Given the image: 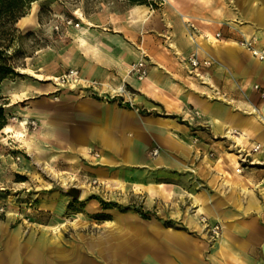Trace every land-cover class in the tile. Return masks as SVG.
Masks as SVG:
<instances>
[{
    "label": "crops",
    "instance_id": "0c3cea01",
    "mask_svg": "<svg viewBox=\"0 0 264 264\" xmlns=\"http://www.w3.org/2000/svg\"><path fill=\"white\" fill-rule=\"evenodd\" d=\"M152 1H121L87 19L86 41L78 39L69 64L83 90L35 84L18 92L53 94L29 102L34 108L27 111L41 121L37 137L52 147L53 162L74 163L95 148L101 157L93 177L160 197L167 220L189 229L120 215L104 224L108 231L76 241L8 232L0 237V264H264V152H253L264 149V97L254 89H264V61L241 45L254 37L264 47V0ZM188 20L198 29L195 43ZM195 49L213 61L204 82L186 62ZM142 58L149 75L139 81L129 72ZM94 81L96 91L84 88ZM122 85L133 93V107L109 98ZM193 110L208 133L201 134L200 122H187ZM228 130L244 133L240 146L241 134L229 138ZM187 212L220 223L222 233L207 234V225Z\"/></svg>",
    "mask_w": 264,
    "mask_h": 264
},
{
    "label": "rangeland",
    "instance_id": "374dc122",
    "mask_svg": "<svg viewBox=\"0 0 264 264\" xmlns=\"http://www.w3.org/2000/svg\"><path fill=\"white\" fill-rule=\"evenodd\" d=\"M121 1L131 5L130 0H37L33 21L26 28L20 27V20L17 23L19 32L11 50L19 52L16 59L17 75L1 84L0 104L5 109V125L12 126L15 132L24 131L33 135L31 147L34 155L25 148L24 143L15 138L8 139L2 133L3 128L0 129V237L9 232L24 235L52 233L74 241L82 235L93 238L98 233L108 231L109 228L104 227V224H109L107 221L120 215L157 219L165 225L171 223L174 229H189L173 226L172 221L167 220V212L162 210L160 197L147 199L145 194L131 187L119 189L93 177L90 169L97 166L95 160L101 157L94 158L89 154L90 149L99 152L95 148L87 149V153L80 155L74 163L53 162L52 147L47 143L42 145L37 137L41 121L30 117L27 112H32L34 108L29 102L44 97L49 100L53 94L39 97L37 93H31L27 98L18 92L35 84H51L53 89L58 90H83L81 85L57 86L54 79L71 70L69 64L76 56L80 44L78 39L81 38L82 30L88 27L87 21L82 18L92 20L103 10L114 11L115 7L124 6ZM33 3L27 8L25 16L33 10ZM56 16L72 18L81 23L80 27L72 29L63 26L59 31H54ZM30 70L40 76L28 72ZM7 93L11 94V100L4 95ZM84 95H88L85 90ZM115 99L129 104L120 97ZM49 106L50 102L45 107ZM32 120L38 121L36 127L31 125ZM199 120L194 119L193 113L187 118V122L192 124L200 122L197 128L201 134L208 133L205 119L202 117ZM196 139L199 141L196 142ZM215 139L220 141L223 138L219 136ZM200 141L201 137L197 135L193 138L194 144ZM224 145L228 153L229 140ZM213 158L214 152H208V159ZM241 169L237 168L238 171ZM74 190L75 194L72 193ZM192 215L197 216L194 212H187V217ZM197 217L201 224L208 225L205 227L206 233L212 235L210 227L213 224L203 216Z\"/></svg>",
    "mask_w": 264,
    "mask_h": 264
},
{
    "label": "built area",
    "instance_id": "2783aa9c",
    "mask_svg": "<svg viewBox=\"0 0 264 264\" xmlns=\"http://www.w3.org/2000/svg\"><path fill=\"white\" fill-rule=\"evenodd\" d=\"M155 1V0H154ZM57 21L56 24L54 25L53 29L54 31H59L63 26H68V27H74L78 28L80 27V22H75L72 18H67L64 16H56ZM187 26L191 30L190 37L195 43V35L198 33V29L196 25L191 22L190 20L187 21ZM206 38H209L210 35L207 34L205 35ZM216 38H221V34L217 33ZM241 45L243 48L249 50L251 54L264 61V47H259L257 45V40L256 38L252 37L250 39H244L241 42ZM186 62L188 63L189 67L191 68L192 72L195 73V76L201 80L202 82L205 81V70L209 69L213 65V61L210 58H203L200 56V53L198 49H195L194 52H192L186 59ZM130 75L134 76L137 80L139 81H144L148 78L149 75V65L148 62L145 58L140 59L139 61L133 63L130 67ZM55 83L57 86H69V87H77V86H82L81 84V77H80V72L77 69H71L67 73H64L63 75L56 77L54 79ZM98 85V82H92V84L88 87H84L85 89L88 88H94L95 86ZM254 89L258 91L262 97H264V89L261 88L259 85H255ZM96 91V89L94 90ZM107 95V94H104ZM122 98L124 102L129 103L132 107L134 106L132 98H133V93L126 87V85H122L117 91H115L113 94H110V99H115V98ZM106 99L108 97H105ZM194 114V119L199 120L202 118L201 113L198 110H193L192 112ZM200 121V120H199ZM31 125L33 127H36L38 125L37 120H32ZM196 142L199 140L196 139ZM263 151L264 149L258 145L253 149V152H259ZM89 154L93 156L94 158H99L100 153L94 150H89ZM159 154V149H154L152 151L153 156H157ZM96 182V181H94ZM222 230V226L220 223H215L211 225L210 231L212 232V235L217 237L220 235V232Z\"/></svg>",
    "mask_w": 264,
    "mask_h": 264
},
{
    "label": "trees",
    "instance_id": "16d2710c",
    "mask_svg": "<svg viewBox=\"0 0 264 264\" xmlns=\"http://www.w3.org/2000/svg\"><path fill=\"white\" fill-rule=\"evenodd\" d=\"M37 0H0V86L16 73L18 51L13 49L19 32L17 23L25 16L27 8ZM131 4H153L152 0H130ZM1 98V96H0ZM5 109L0 104V129L5 126Z\"/></svg>",
    "mask_w": 264,
    "mask_h": 264
},
{
    "label": "bare ground",
    "instance_id": "6f19581e",
    "mask_svg": "<svg viewBox=\"0 0 264 264\" xmlns=\"http://www.w3.org/2000/svg\"><path fill=\"white\" fill-rule=\"evenodd\" d=\"M36 4H37V2H34L33 3V10L31 11V13H29L28 15H26V16H24V17H22L21 19H20V27H23V28H26L32 21H33V19L35 18V16H34V13H35V11H36ZM32 9V8H31ZM83 20H85V21H87V19L86 18H84L83 17ZM87 32V31H86ZM86 40L84 39V38H81V42L83 43V42H85ZM28 72H30V73H33V72H31V70L30 71H28ZM34 74V73H33ZM35 76H40L39 74H34ZM13 81V80H12ZM25 94V93H24ZM19 96V95H18ZM17 96V97H18ZM25 123H22V125H24ZM26 128V127H25ZM2 133L5 135V136H7V138L8 139H11V138H15L17 141H19V142H21V143H24V146H25V148L27 147L28 148V150H29V152H31V154L32 155H34V153L32 152V147H31V142H32V139H33V135H29L28 133H24V131H21V132H19V131H14V129L12 128V126H10V125H5L4 126V128L2 129ZM236 134V135H238V134H241V135H239L238 137L236 136V138H237V142H235V146H240V143L242 142V139H243V136L242 135H244V133L243 132H238V131H236V130H234L233 132L231 131V130H228L227 132H226V136H228L229 138H234V136H233V134ZM2 134V135H3ZM5 140H7V139H5ZM34 140H36V139H34ZM30 154V155H31ZM38 163V162H37ZM42 163V162H41ZM39 164V163H38ZM43 165V164H42ZM41 167V166H40ZM45 167V166H44ZM42 168V167H41ZM43 169V168H42ZM44 170H46V169H44ZM58 175V174H57ZM55 177H56V175H55ZM59 177V176H58ZM57 178V177H56ZM55 178V179H56ZM58 180V179H57ZM71 182V181H70ZM210 226V225H209ZM207 227H208V225H207Z\"/></svg>",
    "mask_w": 264,
    "mask_h": 264
},
{
    "label": "water",
    "instance_id": "95a60500",
    "mask_svg": "<svg viewBox=\"0 0 264 264\" xmlns=\"http://www.w3.org/2000/svg\"><path fill=\"white\" fill-rule=\"evenodd\" d=\"M72 193L75 194L76 193V190H74Z\"/></svg>",
    "mask_w": 264,
    "mask_h": 264
}]
</instances>
